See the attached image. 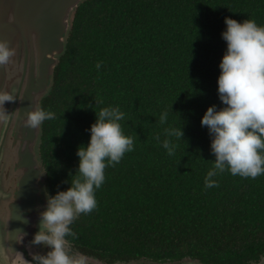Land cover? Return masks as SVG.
I'll list each match as a JSON object with an SVG mask.
<instances>
[{
  "label": "trees",
  "instance_id": "1",
  "mask_svg": "<svg viewBox=\"0 0 264 264\" xmlns=\"http://www.w3.org/2000/svg\"><path fill=\"white\" fill-rule=\"evenodd\" d=\"M225 17L264 25V0H81L70 14L39 103L56 114L39 125L35 146L41 197L68 187L62 181L102 107L118 105L134 138L133 150L104 169L96 207L72 221L66 241L76 250L108 264H255L264 255V174L225 169L213 186L204 182L214 156L200 120L221 106ZM168 126L184 132L171 138V155L155 138Z\"/></svg>",
  "mask_w": 264,
  "mask_h": 264
},
{
  "label": "clouds",
  "instance_id": "2",
  "mask_svg": "<svg viewBox=\"0 0 264 264\" xmlns=\"http://www.w3.org/2000/svg\"><path fill=\"white\" fill-rule=\"evenodd\" d=\"M224 24L221 38L226 48L216 81L221 106H208L200 120L201 126L208 130L214 156V166L204 178L206 187L213 186L216 181L212 177L225 169L244 177L264 174V25L250 18L237 21L231 17H225ZM14 55L15 49L7 41H0V65L8 63ZM11 101L7 93L0 92V106ZM55 115L43 107H33L27 112L25 123L36 127ZM124 117L118 105L95 112V120L87 129L90 133L87 144L77 146L75 172L71 179L62 181L68 187L49 194L38 213L34 240L48 248L40 264H80L66 250V237L71 234L74 218L96 207L95 191L105 180L106 166L118 163L125 152L134 148L133 136L126 135L120 123ZM167 118V110L162 111L159 122L165 124ZM163 133L162 141L159 134L155 138L171 155L176 148L171 138L182 139L183 126L165 127Z\"/></svg>",
  "mask_w": 264,
  "mask_h": 264
},
{
  "label": "water",
  "instance_id": "3",
  "mask_svg": "<svg viewBox=\"0 0 264 264\" xmlns=\"http://www.w3.org/2000/svg\"><path fill=\"white\" fill-rule=\"evenodd\" d=\"M80 1L0 0V41L15 49L0 65V92L12 98L0 106V264H40L45 253L33 236L46 201L35 156L40 129L25 120L48 89ZM255 264H264V255Z\"/></svg>",
  "mask_w": 264,
  "mask_h": 264
},
{
  "label": "flooded vegetation",
  "instance_id": "4",
  "mask_svg": "<svg viewBox=\"0 0 264 264\" xmlns=\"http://www.w3.org/2000/svg\"><path fill=\"white\" fill-rule=\"evenodd\" d=\"M44 246L48 250V248L45 244H44ZM65 247H66V250L68 251L69 255H71L74 259L80 261V264H108V263L104 262L103 260H98V259H95L91 256H87V255L81 253L80 251L76 250L72 246L71 243H69L67 241H66Z\"/></svg>",
  "mask_w": 264,
  "mask_h": 264
},
{
  "label": "rangeland",
  "instance_id": "5",
  "mask_svg": "<svg viewBox=\"0 0 264 264\" xmlns=\"http://www.w3.org/2000/svg\"><path fill=\"white\" fill-rule=\"evenodd\" d=\"M45 247V246H44ZM44 247H41V248H39L38 249V251L40 250L42 253H44V255L46 254V252H47V249H46V247L44 248ZM44 255H42V256H44ZM188 262H190V263H194V262H191V261H183V262H180V263H177V264H183V263H188ZM21 264V263H20ZM128 264H157V263H153V262H151V261H149V260H146V259H139V260H136V261H133V262H130V263H128ZM194 264H198V263H194Z\"/></svg>",
  "mask_w": 264,
  "mask_h": 264
}]
</instances>
